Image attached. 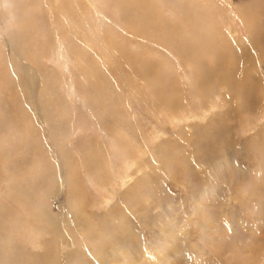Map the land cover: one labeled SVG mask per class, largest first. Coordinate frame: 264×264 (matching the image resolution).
Wrapping results in <instances>:
<instances>
[{"label":"rangeland","instance_id":"1","mask_svg":"<svg viewBox=\"0 0 264 264\" xmlns=\"http://www.w3.org/2000/svg\"><path fill=\"white\" fill-rule=\"evenodd\" d=\"M0 264H264V0H0Z\"/></svg>","mask_w":264,"mask_h":264},{"label":"bare ground","instance_id":"2","mask_svg":"<svg viewBox=\"0 0 264 264\" xmlns=\"http://www.w3.org/2000/svg\"><path fill=\"white\" fill-rule=\"evenodd\" d=\"M139 1V0H138ZM242 43V42H241ZM242 45V44H241ZM200 50V52H202L201 50L202 49H199ZM197 54V53H196ZM202 54V53H201ZM199 56V55H198ZM193 58H195V59H197V55L195 56V57H193ZM192 58V59H193ZM209 73V72H208ZM248 87V89H250L251 87L250 86H247ZM93 154V153H92ZM90 156V154L88 155V157ZM20 179V178H19ZM52 180V179H51ZM53 184V183H52ZM81 186H80V183H76V182H74V181H71V184L67 187V189H66V191L68 192L67 194V198H68V201L69 202H71V201H73L72 200V198L73 199H75V201L73 202V211H74V217L77 219L76 220V224H74L76 227H79V228H81L82 230H84V232H85V234H86V231L87 230H90L89 228H90V222L89 223H86V219H89V218H87V216H86V214H85V218L86 219H84V216H83V218H80V215L82 216V210L83 209H77L78 208V205H79V200H81V198H82V193L83 192H81V188H80ZM50 191H51V189H50ZM129 206V205H128ZM128 206H126V207H128ZM83 208V207H82ZM115 211L117 212L118 210H119V208H116L115 207ZM118 209V210H117ZM129 211H130V208H129ZM119 212V211H118ZM110 213V212H109ZM120 214V213H119ZM108 216V214L107 215H105L104 216V218L106 219V220H108L107 217ZM110 218V217H109ZM124 218H126L127 219V216L126 217H124V215L122 216V218L120 219H118L117 221H119V225L121 226V227H123V223H127V220L125 219L124 220ZM82 220H84L85 222H83ZM98 220V221H97ZM96 221H97V224L98 225H92L94 228H95V226L97 227V231H96V233H98L99 235H101V234H103L102 232H100V231H103L102 229L104 228L105 230H107V227H108V224H107V222L106 221H104V222H102L101 223V220L102 219H97ZM116 220V218L114 217V221ZM52 221V220H51ZM92 222V221H91ZM101 223V224H100ZM129 223V222H128ZM56 224H58V223H56ZM99 224H100V226H99ZM54 223H52V225H50L49 226V229H48V231L50 230V231H52L53 230V232H54V234H56V230L54 229ZM66 226V228L69 230V226H68V224H66L65 225ZM52 227V228H51ZM56 227H57V225H56ZM118 228V227H117ZM114 229H115V227H114ZM124 229H127V228H124ZM108 231V230H107ZM58 232V231H57ZM118 232V233H117ZM106 234V233H105ZM90 235V234H89ZM59 236V235H58ZM87 236V235H86ZM112 237L108 240V239H106V237L103 239V238H101L100 239V237H98L100 240H98V242H99V244L98 245H95V244H90V243H88V242H85V245L88 247V248H92V249H94L95 251H96V256L98 257V258H100V259H102V254H101V251L103 250V249H105V247H112L114 244H115V248H118V246L119 245H122V243L124 242V236H123V232L122 231H118V229H117V231H116V235H111ZM170 236H172V234H170ZM173 237V236H172ZM86 238V237H85ZM96 241V240H95ZM158 242H160V241H158ZM96 243V242H95ZM188 243V242H187ZM97 244V243H96ZM117 244V245H116ZM95 245V246H94ZM165 246V245H164ZM77 247H79V246H77ZM76 247V248H77ZM126 247V245L124 246V248ZM148 248V247H147ZM147 248H146V250H147ZM161 248V247H160ZM119 249H121V247L119 248ZM186 250V252L188 251L187 249H185ZM82 251V250H81ZM164 251V250H163ZM189 251H190V249H189ZM173 252V251H172ZM166 254V253H165ZM173 254V253H172ZM167 256H168V253L165 255V257L167 258ZM149 259H151V258H149Z\"/></svg>","mask_w":264,"mask_h":264}]
</instances>
